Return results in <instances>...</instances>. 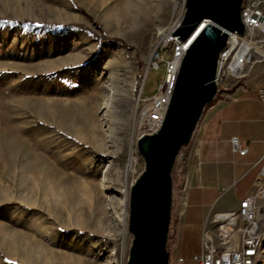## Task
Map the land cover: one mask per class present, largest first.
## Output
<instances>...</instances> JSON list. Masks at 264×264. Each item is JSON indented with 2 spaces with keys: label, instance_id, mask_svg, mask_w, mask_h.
<instances>
[{
  "label": "rangeland",
  "instance_id": "1",
  "mask_svg": "<svg viewBox=\"0 0 264 264\" xmlns=\"http://www.w3.org/2000/svg\"><path fill=\"white\" fill-rule=\"evenodd\" d=\"M183 1L0 0V264H127L143 74Z\"/></svg>",
  "mask_w": 264,
  "mask_h": 264
},
{
  "label": "water",
  "instance_id": "2",
  "mask_svg": "<svg viewBox=\"0 0 264 264\" xmlns=\"http://www.w3.org/2000/svg\"><path fill=\"white\" fill-rule=\"evenodd\" d=\"M244 0H186L174 35L188 46L163 124L143 134L137 148L145 169L130 192L127 264H171L168 250L173 207V167L218 93V62L230 33H245ZM200 32V33H199Z\"/></svg>",
  "mask_w": 264,
  "mask_h": 264
},
{
  "label": "built area",
  "instance_id": "3",
  "mask_svg": "<svg viewBox=\"0 0 264 264\" xmlns=\"http://www.w3.org/2000/svg\"><path fill=\"white\" fill-rule=\"evenodd\" d=\"M242 20L245 24V33L243 35L237 32L230 33L227 46L220 54L216 78L217 95L224 94L228 88L244 78L247 69L255 62L264 60V0H244ZM179 25L171 26L160 32L144 71L143 89L151 69L164 67V76L156 94L144 99L141 118L145 131L142 135L159 131L171 101L180 66L188 49L179 37L174 35ZM258 90L259 99L264 101V83ZM230 142L235 153L247 154V141L234 136ZM187 147L181 150L176 164L181 204L184 203L189 189V180L185 170L188 158L186 160L184 158ZM260 161H262L261 173L256 177L246 196L239 201L238 207L235 210L216 213L211 220L205 223L201 236V251L191 257L193 264H259L262 260L264 253V155ZM179 261H184V259L179 258Z\"/></svg>",
  "mask_w": 264,
  "mask_h": 264
},
{
  "label": "crops",
  "instance_id": "4",
  "mask_svg": "<svg viewBox=\"0 0 264 264\" xmlns=\"http://www.w3.org/2000/svg\"><path fill=\"white\" fill-rule=\"evenodd\" d=\"M263 83L264 60L255 62L244 78L205 109L189 144V189L177 223L171 264H193L191 257L201 251L205 223L216 213L235 210L260 175L264 101L258 89ZM234 136L247 141V154L233 151L230 140Z\"/></svg>",
  "mask_w": 264,
  "mask_h": 264
},
{
  "label": "trees",
  "instance_id": "5",
  "mask_svg": "<svg viewBox=\"0 0 264 264\" xmlns=\"http://www.w3.org/2000/svg\"><path fill=\"white\" fill-rule=\"evenodd\" d=\"M146 83H147V81H146ZM142 98H144V97L142 96ZM180 153H181V151H180ZM180 153H179V155H180ZM179 155L177 156V159H178ZM177 159H176V162H175L174 167H173V183H175ZM176 237H177V222L174 225L170 224L169 238H168V250H169L170 254H171V252L174 248V245L176 243Z\"/></svg>",
  "mask_w": 264,
  "mask_h": 264
},
{
  "label": "bare ground",
  "instance_id": "6",
  "mask_svg": "<svg viewBox=\"0 0 264 264\" xmlns=\"http://www.w3.org/2000/svg\"><path fill=\"white\" fill-rule=\"evenodd\" d=\"M182 5H183V8H186V3L183 1V3H182ZM182 7V6H181ZM177 25H179V23L177 24ZM176 25V26H177ZM200 33V32H199ZM186 47H188L187 45H186ZM251 51V54L253 53V51H252V49L250 50ZM108 100V99H107ZM111 103H109V102H105L104 103V108H106V109H110V107H111ZM107 112H109V111H107ZM110 114V113H109ZM109 114L108 113H106L105 114V116H104V120L105 121H108V120H111L108 116H109ZM131 166H132V163H131V161H130V163H129V165H128V169H130L131 168ZM126 193V192H125ZM123 206H124V209L126 208V206H127V198H126V200L124 199L123 200ZM126 216H127V210L124 212V216H123V222H125V219H126ZM114 263H118L119 264V262L117 261H115Z\"/></svg>",
  "mask_w": 264,
  "mask_h": 264
}]
</instances>
